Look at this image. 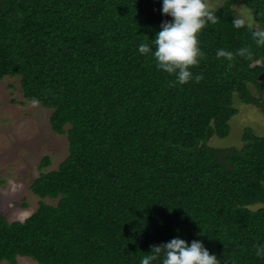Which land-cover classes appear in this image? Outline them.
Wrapping results in <instances>:
<instances>
[{
	"label": "trees",
	"instance_id": "obj_1",
	"mask_svg": "<svg viewBox=\"0 0 264 264\" xmlns=\"http://www.w3.org/2000/svg\"><path fill=\"white\" fill-rule=\"evenodd\" d=\"M205 2L217 21L199 32L204 56L180 84L137 51L172 19L162 0H0V80L17 77L23 102L51 109L68 143L55 168L49 155L39 163L36 209L0 215V264H138L177 236L220 264H264V131L247 125L239 147L215 144L238 108L264 115L253 92L264 46L232 24L244 5L264 27V0Z\"/></svg>",
	"mask_w": 264,
	"mask_h": 264
},
{
	"label": "rangeland",
	"instance_id": "obj_2",
	"mask_svg": "<svg viewBox=\"0 0 264 264\" xmlns=\"http://www.w3.org/2000/svg\"><path fill=\"white\" fill-rule=\"evenodd\" d=\"M220 1L210 0L209 3L216 6ZM240 9L245 13L243 6ZM243 17L253 21L248 13ZM253 92L264 99V88ZM238 109L228 135L218 138L215 144L239 147L247 125L257 133L264 131L262 108L253 105ZM50 113L51 109L38 103L23 102L17 77L0 80V215L8 220H23L36 209L38 196L31 191L30 185L40 172L42 158L49 155L51 167L55 168L68 153L65 136L50 127ZM17 264L37 263L29 257L18 256Z\"/></svg>",
	"mask_w": 264,
	"mask_h": 264
},
{
	"label": "clouds",
	"instance_id": "obj_3",
	"mask_svg": "<svg viewBox=\"0 0 264 264\" xmlns=\"http://www.w3.org/2000/svg\"><path fill=\"white\" fill-rule=\"evenodd\" d=\"M161 12L172 19L161 22L152 45L142 42L137 51L142 55L150 53L157 69L174 74L177 82L184 84L193 79L191 68L198 65L204 56L198 34L207 23L215 24L217 16L205 0H162ZM232 24L235 28L248 26L255 44L264 46V27L240 17H234ZM235 54L247 57L251 53L249 48L240 47ZM216 56L231 60L234 53L219 48ZM194 78L200 80L201 75L197 74ZM33 103L36 101L33 100ZM256 256H264V245L256 247ZM156 261L159 264H220L216 254H210L202 241L193 239L188 242L179 236L152 245L148 254L140 257L138 264H154Z\"/></svg>",
	"mask_w": 264,
	"mask_h": 264
},
{
	"label": "flooded vegetation",
	"instance_id": "obj_4",
	"mask_svg": "<svg viewBox=\"0 0 264 264\" xmlns=\"http://www.w3.org/2000/svg\"><path fill=\"white\" fill-rule=\"evenodd\" d=\"M240 1H242V0H240ZM244 1V0H243ZM241 6H243L244 7V9L246 10L245 11V13H244V11H242L241 9H240V7ZM236 10H237V15H238V17H240V18H244L243 17V15H245V14H249V16H251L252 17V13H251V10L248 8V7H246V6H244V5H240V6H238V7H236ZM247 21V20H246ZM254 25H258L257 24V22H252ZM262 82H264V75H263V78H262ZM264 84V83H263ZM263 88H264V86H263ZM263 99V98H262ZM263 103H264V99H263Z\"/></svg>",
	"mask_w": 264,
	"mask_h": 264
},
{
	"label": "bare ground",
	"instance_id": "obj_5",
	"mask_svg": "<svg viewBox=\"0 0 264 264\" xmlns=\"http://www.w3.org/2000/svg\"><path fill=\"white\" fill-rule=\"evenodd\" d=\"M248 209V208H247Z\"/></svg>",
	"mask_w": 264,
	"mask_h": 264
}]
</instances>
